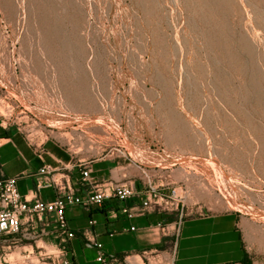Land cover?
I'll return each instance as SVG.
<instances>
[{
    "label": "rangeland",
    "instance_id": "rangeland-1",
    "mask_svg": "<svg viewBox=\"0 0 264 264\" xmlns=\"http://www.w3.org/2000/svg\"><path fill=\"white\" fill-rule=\"evenodd\" d=\"M0 119L55 168L236 213L264 264V0H0Z\"/></svg>",
    "mask_w": 264,
    "mask_h": 264
},
{
    "label": "crops",
    "instance_id": "crops-1",
    "mask_svg": "<svg viewBox=\"0 0 264 264\" xmlns=\"http://www.w3.org/2000/svg\"><path fill=\"white\" fill-rule=\"evenodd\" d=\"M43 156L36 154L17 129L6 127L0 119V176L18 177L17 189L22 196L48 202L55 198V191L52 187L37 190L41 179L39 171L43 167H49L51 171L57 168ZM50 175L42 179L46 180ZM139 202L140 197H135L129 204ZM118 208L108 201L90 213L79 208L66 212L71 228L78 236L71 245L74 263L96 264L94 252L82 246V234L90 229V219L97 221L92 230L107 254L128 260L139 257L143 264H246V259H250L251 264L259 263L251 258L245 241V226L236 213L225 211L189 217L191 213L182 209L185 216L176 235L174 226L178 213L153 212L128 220L118 214ZM158 223L168 225L170 232L162 233Z\"/></svg>",
    "mask_w": 264,
    "mask_h": 264
},
{
    "label": "built area",
    "instance_id": "built-area-1",
    "mask_svg": "<svg viewBox=\"0 0 264 264\" xmlns=\"http://www.w3.org/2000/svg\"><path fill=\"white\" fill-rule=\"evenodd\" d=\"M38 156L43 154L35 148ZM92 162L77 160L70 165H61L51 171L49 167H43L39 171L37 190L52 187L55 198L52 201H43L39 198L22 196L17 189L18 177L7 178L0 176V264H3L8 253L15 250L25 241L37 238L49 241L51 252L43 251L53 263L74 264L71 249L72 242L78 236L73 231L66 212L73 208H79L90 213L95 208H102L108 201L119 206L118 214L131 220L143 217L149 213H178V219L174 226V232L180 230L185 213L179 208L180 201H176L175 195L171 198L161 191L149 188L138 195L130 183H116L113 181L92 182ZM78 175L74 184L72 174ZM57 172L58 174H54ZM50 177L46 180L44 176ZM57 175L61 178L57 179ZM135 197H140L138 204H129ZM97 221L90 219V229L82 234V246L95 254L96 264H135L134 260L118 255L107 254L103 244L96 238L94 231ZM157 227L162 233L168 234L170 228L164 223H158ZM133 230V229H131ZM47 252V253H46Z\"/></svg>",
    "mask_w": 264,
    "mask_h": 264
}]
</instances>
